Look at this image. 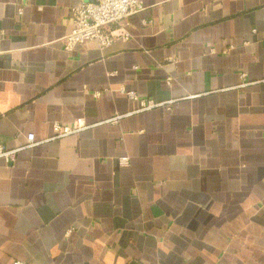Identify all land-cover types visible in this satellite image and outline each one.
I'll return each instance as SVG.
<instances>
[{
	"label": "crops",
	"instance_id": "1",
	"mask_svg": "<svg viewBox=\"0 0 264 264\" xmlns=\"http://www.w3.org/2000/svg\"><path fill=\"white\" fill-rule=\"evenodd\" d=\"M82 1L0 0V145L87 125L0 159V264H264V0H142L68 51Z\"/></svg>",
	"mask_w": 264,
	"mask_h": 264
},
{
	"label": "built area",
	"instance_id": "2",
	"mask_svg": "<svg viewBox=\"0 0 264 264\" xmlns=\"http://www.w3.org/2000/svg\"><path fill=\"white\" fill-rule=\"evenodd\" d=\"M144 9L142 0H83L73 10V28L63 39L64 47L71 51L77 44L86 41H97L101 47H108L118 40L128 41L132 36L129 30L130 18ZM143 22L147 24L149 21L144 19ZM241 78L244 79L245 74H242ZM121 91L130 99L138 102L136 111L158 108L166 104L142 97L136 91H128L124 87L121 88ZM96 95H100V92H96ZM121 117V115H116L111 120L116 121ZM86 127L87 125L81 121H78L76 125L55 123L53 137L37 140L35 135L30 133L27 135L28 143L23 147L9 149L0 145V159L8 164H13L20 150L34 147L50 139L77 134ZM127 160L128 157L123 158V161L127 162ZM14 264L26 263L16 260Z\"/></svg>",
	"mask_w": 264,
	"mask_h": 264
}]
</instances>
